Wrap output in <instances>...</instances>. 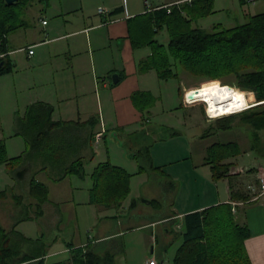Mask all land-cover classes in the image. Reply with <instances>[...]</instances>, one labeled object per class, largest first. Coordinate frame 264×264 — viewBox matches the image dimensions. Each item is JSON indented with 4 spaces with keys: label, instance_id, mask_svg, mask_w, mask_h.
Wrapping results in <instances>:
<instances>
[{
    "label": "rangeland",
    "instance_id": "374dc122",
    "mask_svg": "<svg viewBox=\"0 0 264 264\" xmlns=\"http://www.w3.org/2000/svg\"><path fill=\"white\" fill-rule=\"evenodd\" d=\"M109 1L118 2L119 7L108 9L109 5L105 3L108 11L111 12L105 17L118 18L117 26L123 28L120 39L125 42L121 53L120 50H116L114 41H111L115 64L128 79L118 88V92L114 93L115 104L111 106L113 112L110 111V115L116 111V103L131 106L134 120L129 122L127 113L123 114L126 120L123 122L117 120L118 124H113L121 128L118 131L120 134L123 130V133L135 136L134 138L140 142L138 146L141 147L140 150L133 151L134 155L129 157L125 154L127 147L124 140L121 146L117 144L113 146L110 137L115 139L113 137L115 132L111 131L106 140L98 139L94 144L97 155L93 161H83L84 177L72 173L57 179L62 173L57 165L56 175L50 178L48 173L45 175L44 171L41 172L37 168L38 163L34 161L37 158L47 159L46 156L49 154L28 157L30 144L22 135H18L17 131H14L15 135L12 138H8L9 131L4 130V136L7 137L6 158L12 160V164L7 163L0 167V215L6 223L15 225L16 232H23L28 238L44 236L47 242L51 243L52 250L49 252L59 251L68 242L73 244L90 242L96 236L97 230L92 224L99 223L103 226L105 235L122 232L118 236L109 238L104 246L108 252L115 255L116 264H146L152 258L158 264H173V258L180 244L179 239L173 238V232L179 231L182 221L169 222L167 227L173 230L169 234H165L162 225L150 226V223L172 212H185L199 202H207L208 196L214 193L217 181L223 183V180L212 178L209 166L204 165L206 157L202 147L207 143L210 146L213 142H225L226 139H230L227 141L231 142L238 141L243 145L246 143L247 135L245 136V132L238 128L231 131H217L214 128V121L218 118L213 119L207 115L204 103L198 102L192 106L183 103V95L186 91L205 85L206 82H201L185 73L180 80L161 81L157 79L154 71L140 70V63L145 60L150 49L133 47L130 31L135 36L139 24H144L148 20L155 9V4L161 0H140L139 8H142L143 13L130 18L126 9L128 0H22L19 8L27 28L32 26L41 28L40 18H46L50 22H61L64 16L78 14L81 17L85 12L90 15L97 11L99 4L103 6L104 2L109 3ZM254 1V3L253 0L196 2L192 9L193 14L203 13L207 2H210L212 12L193 20L190 23L191 28L213 31V27H216V30L229 29L243 24L251 15L264 11V0ZM185 2L187 1L164 8L171 9L172 6L182 5L181 9H185L189 4ZM116 10L119 12L113 13ZM180 16L184 17V13ZM21 28L23 26L18 28L17 34L14 30L8 36L12 37L15 33L19 39H23L21 33H24L25 29ZM155 37L162 44L168 42L165 29ZM20 73H23L21 69H17L7 76L8 79H0V84L3 83L0 112L8 115L13 111L14 120L18 117L24 120L26 116H30L29 107H25L30 93L25 90ZM179 88L183 90V95L179 93ZM138 92H148L153 99L152 105L145 108L144 112L138 110L132 102V96ZM253 100L249 98L248 101ZM8 120L12 118L9 116ZM3 126H6V121H3ZM69 130V126H65L60 133L72 131ZM105 131L106 129L102 132V136ZM218 132L222 134L219 135ZM106 162L129 175L128 196L120 207L103 208L98 204L90 203L93 187L91 175L95 167ZM19 167L23 169L30 167L22 180L16 176ZM234 171L235 169L230 170L229 175ZM33 182H42L47 189L48 201L39 204L38 214L36 207L27 202L28 189ZM141 199L156 200L161 206L156 208L151 204L143 203ZM23 204H27L28 208L21 209ZM207 208L209 207L205 209Z\"/></svg>",
    "mask_w": 264,
    "mask_h": 264
},
{
    "label": "trees",
    "instance_id": "16d2710c",
    "mask_svg": "<svg viewBox=\"0 0 264 264\" xmlns=\"http://www.w3.org/2000/svg\"><path fill=\"white\" fill-rule=\"evenodd\" d=\"M20 1L8 4L6 0H0V75L12 71V63L7 59V36L25 24L19 8ZM200 1L205 0H191L185 9H181L182 5L172 6L171 9L155 8L148 20L139 24L135 36L130 31V39L133 47L150 49L140 63V70L154 71L158 80H180L185 73L206 82L198 88L219 82L238 89L247 100L254 94V100L248 101L250 107L246 110L214 121L217 131L238 128L245 132V136L247 133L248 138L243 145L233 141L215 142L207 147L204 165L209 166L212 178L219 180L234 175H229L233 166L230 159L246 152L264 158V11L251 15L245 23L233 28L216 30L213 27V31H206L191 28L190 24L212 12L210 2H207L203 13L193 14L194 4ZM181 12L184 17L180 16ZM163 29L168 34L167 44L160 43L155 37ZM179 93L183 95L181 88ZM248 93L251 95L248 96ZM152 100L148 92L132 96L134 106L141 112L152 105ZM52 112L51 105L36 103L29 106L30 116L24 120L18 117L17 134L30 144L27 155L48 153L49 162L58 165L62 172L57 179L72 173L84 177L82 157H69V148L74 149V144L63 139L59 133V127L66 124L52 121ZM93 121L94 127L96 121ZM7 163L12 164V160L6 158L5 145L0 141V166ZM91 176L90 203L103 208L120 207L128 196L129 175L106 162L95 167ZM30 194L39 200V204L48 201L47 189L42 183L33 182ZM231 198L246 201L248 195L232 191ZM149 204L156 208L161 206L156 200H150ZM181 221L178 232L166 227L168 234L173 232V238L180 241L173 264H251L245 249L250 233L248 227L237 220L232 204L222 203L189 212L183 215ZM50 245L42 235L28 238L16 232L15 225L7 230L0 224V264H44ZM67 246L72 252L73 264H116L113 253L101 255L90 244L73 247L68 243Z\"/></svg>",
    "mask_w": 264,
    "mask_h": 264
},
{
    "label": "crops",
    "instance_id": "0c3cea01",
    "mask_svg": "<svg viewBox=\"0 0 264 264\" xmlns=\"http://www.w3.org/2000/svg\"><path fill=\"white\" fill-rule=\"evenodd\" d=\"M183 1L190 2L191 0H161L155 4L154 8L168 7L171 4ZM139 2L140 0H128L126 2V9L129 11L128 18L143 13L142 8H139ZM105 3L109 5L108 9L119 7L117 6L118 2L109 1V3L104 2L103 6L99 4L97 8L103 7L107 9ZM43 21H46V24H43ZM39 22L42 26L41 28L39 26L27 28V25H23V28H21L25 29V32L21 33L23 39H19V36L15 35L18 29L14 31L15 33L12 37L7 36V59L12 63V71L0 75V79H8L7 76L17 71V69H21L23 72L20 73L22 74L21 81L24 83L25 90L30 93L25 107L36 103L49 104L53 107L52 121L63 122L66 126H69V131L72 130L69 133L59 132L66 141L71 140L74 144V149L71 150L69 148V157L80 156L83 161H93L97 155L94 144L98 142V139L99 141L102 138L105 139L111 131L115 132L114 135L111 133L115 139L112 136L110 137L113 146H116L115 144L121 146L122 140H124L127 147L125 154L129 157L134 155L133 151L140 150L141 148H138L140 144L139 140L134 138L135 136L123 133V130L122 134H120L118 131L121 128H118L116 125L118 124L117 120L121 122L126 120L123 114L128 113L127 118L129 122L134 120L131 106L116 103V111H114L113 115H110V111L113 112L111 106L115 104L113 102L114 93H117L118 88L128 80L124 77V72L116 67L115 56L111 47V41H114L113 44L116 45V50H120L122 53L123 46L125 45V42L120 39L123 34V28L117 26L119 23L118 18L116 17L115 19L113 17L108 19L95 11L90 15L85 12L81 17L78 14L64 16L61 22H50L46 18H40ZM30 51H32L31 54H29ZM115 74L118 75L119 80L116 84H112L111 77ZM2 84H0V101ZM250 95L251 93H248V96ZM0 116H3L2 118L0 117V141L6 146L5 140L7 137L4 136V130L9 131L8 138H12L15 135L14 131L18 129V122L17 119L14 120L13 111L8 115H3L0 112ZM9 116L12 120H8ZM92 119L96 121L94 127L91 123ZM3 121H6L5 127L3 126ZM62 128L59 127V131ZM104 128L106 131L102 136ZM98 134L101 135L99 138H97ZM218 134L222 133L218 132ZM56 139L59 140V138ZM227 140L230 139H226L225 142H231ZM247 141L248 138L246 139ZM208 146L209 143L204 144L202 147L204 156ZM41 155L42 153L28 154L27 156L41 157ZM34 161L38 163L37 168L41 172L44 171L45 175L48 173L50 178L56 175V165L49 162L48 158H37ZM230 161L233 163L231 170L235 169L237 172L234 171V175L230 178H223V183L217 181L215 189L213 188L214 193L208 196L207 202H199L196 206L185 212H172L160 219L152 220L150 226L160 224L165 234H167L168 230L166 227L168 223L182 220L183 215H185L184 213L201 211L206 207L222 203H234L236 204L234 213L237 220L241 224H245L250 233L248 239L245 241V249L250 262L251 264H264V194H261L258 181V173L261 170L264 171V158L257 157L252 152H246L234 159H230ZM43 167H47V172ZM22 169L23 167H19L17 171ZM29 169L30 167L25 173ZM32 184H30L28 189L27 202L30 203L29 205L36 207V213L38 214L39 200L30 194ZM250 186L253 187V190L249 188ZM232 191L234 193L240 191V194L244 193L248 195V200H232ZM27 204H23L21 209L25 210L28 208ZM2 220L3 218L0 215V224L4 229L9 230L14 226L3 220L5 225ZM92 227H97L96 236L90 242L74 244L71 242L73 247H85L90 244L91 246H95L94 248L102 255V253L108 252V249L106 250L104 246L109 238L122 233L121 231H117L115 234L105 235L103 226H100L99 223L92 224ZM19 233L27 237L23 232ZM56 241L57 239H55ZM68 243H66L65 247L55 252H49V250H52L49 247L44 264H73L71 259L72 252L68 249Z\"/></svg>",
    "mask_w": 264,
    "mask_h": 264
},
{
    "label": "bare ground",
    "instance_id": "6f19581e",
    "mask_svg": "<svg viewBox=\"0 0 264 264\" xmlns=\"http://www.w3.org/2000/svg\"><path fill=\"white\" fill-rule=\"evenodd\" d=\"M187 92H195L197 94L196 98L189 102L191 104L198 102L205 103L206 113L211 118L237 113L249 106L244 95H242L243 104L235 100V96L241 94L238 89L228 85H222L219 82L201 88H194ZM238 106L242 110H238Z\"/></svg>",
    "mask_w": 264,
    "mask_h": 264
},
{
    "label": "built area",
    "instance_id": "2783aa9c",
    "mask_svg": "<svg viewBox=\"0 0 264 264\" xmlns=\"http://www.w3.org/2000/svg\"><path fill=\"white\" fill-rule=\"evenodd\" d=\"M97 12H98V14L99 15H102V16H107L108 15V13H109V11L107 10V9H105V8H102V7H98L97 8ZM43 24H46V21H43ZM32 53V51H30L29 52V54H31ZM189 94V92H185V94H184V97H183V103L186 105V106H192V105H194V104H191L189 101V99L187 98V95ZM101 135L100 134H98L97 135V138H99ZM239 172H241V171H239ZM258 181H259V184H260V191H261V194H264V171L263 170H261L259 173H258ZM249 188H251L252 190H253V187H249ZM236 204H232V206L234 207ZM233 211H234V208H233ZM147 264H158V262L154 259V258H152V259H150V260H148L147 261Z\"/></svg>",
    "mask_w": 264,
    "mask_h": 264
},
{
    "label": "water",
    "instance_id": "95a60500",
    "mask_svg": "<svg viewBox=\"0 0 264 264\" xmlns=\"http://www.w3.org/2000/svg\"><path fill=\"white\" fill-rule=\"evenodd\" d=\"M16 1H17V0H6V2H7L8 4L14 3V2H16ZM0 66H1V63H0ZM111 80H112V84H116V83L118 82V80H119L118 75H117V74L112 75ZM196 96H197V94H196L195 92H192V93H189V94L187 95V98H188L190 101H193V100L196 98ZM27 169H28V168H25V169L20 170L19 172H17L16 176H17L20 180H22L23 177H24L25 172L27 171ZM141 200H142L143 203H148V204L150 203V200H147V199H141ZM134 204H135V202L133 201V205H134ZM151 252H152V251H151Z\"/></svg>",
    "mask_w": 264,
    "mask_h": 264
},
{
    "label": "clouds",
    "instance_id": "9594fccd",
    "mask_svg": "<svg viewBox=\"0 0 264 264\" xmlns=\"http://www.w3.org/2000/svg\"><path fill=\"white\" fill-rule=\"evenodd\" d=\"M242 95H243V94L241 93V94L235 96V100H236V101H240L241 104H243ZM253 98H254V94H253ZM204 104H205V103H204ZM205 105H206V104H205ZM244 106H248V105H244ZM238 110H242V109L239 108V106H238Z\"/></svg>",
    "mask_w": 264,
    "mask_h": 264
}]
</instances>
